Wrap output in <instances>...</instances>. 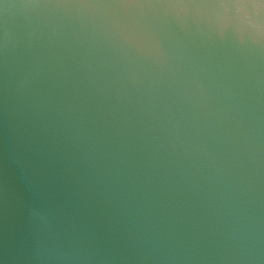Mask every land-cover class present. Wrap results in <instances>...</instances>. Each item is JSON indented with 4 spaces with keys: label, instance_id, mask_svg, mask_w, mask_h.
I'll list each match as a JSON object with an SVG mask.
<instances>
[{
    "label": "water",
    "instance_id": "water-1",
    "mask_svg": "<svg viewBox=\"0 0 264 264\" xmlns=\"http://www.w3.org/2000/svg\"><path fill=\"white\" fill-rule=\"evenodd\" d=\"M0 264H264V0H0Z\"/></svg>",
    "mask_w": 264,
    "mask_h": 264
}]
</instances>
